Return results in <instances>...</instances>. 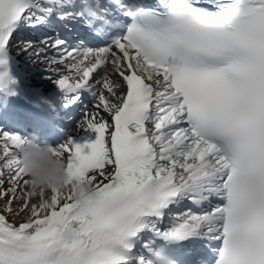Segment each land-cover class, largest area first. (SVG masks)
Wrapping results in <instances>:
<instances>
[{"label": "snow or ice", "instance_id": "1", "mask_svg": "<svg viewBox=\"0 0 264 264\" xmlns=\"http://www.w3.org/2000/svg\"><path fill=\"white\" fill-rule=\"evenodd\" d=\"M56 26L75 46L26 36ZM14 39L67 68L53 111L95 101L94 139L52 145L71 181L33 192L0 130V264H264V0H0L3 97Z\"/></svg>", "mask_w": 264, "mask_h": 264}, {"label": "clouds", "instance_id": "2", "mask_svg": "<svg viewBox=\"0 0 264 264\" xmlns=\"http://www.w3.org/2000/svg\"><path fill=\"white\" fill-rule=\"evenodd\" d=\"M19 151L20 163L24 174L29 177V187L33 192L62 191L68 187L71 177L64 161L54 154L51 144L28 139ZM72 195L74 203L82 211L90 209L97 199L95 190L87 182L76 183Z\"/></svg>", "mask_w": 264, "mask_h": 264}, {"label": "bare ground", "instance_id": "3", "mask_svg": "<svg viewBox=\"0 0 264 264\" xmlns=\"http://www.w3.org/2000/svg\"><path fill=\"white\" fill-rule=\"evenodd\" d=\"M17 46V45H16ZM25 53H23V55H24ZM51 55H54V53L53 54H51ZM50 55V56H51ZM31 56H27L25 59H23V62H24V65H26V66H29V62H28V58H30ZM35 62V63H34ZM44 62H46V64L47 65H50L49 63H48V61L45 59V58H42V57H40L39 59H37L36 57H34V59H33V64H32V66L33 67H35L36 65V67H39L40 65H42ZM51 67H53V68H56V73L58 72V71H60V72H62V74H69L68 73V71H67V68L65 67V65H57V64H51L50 65ZM56 73H54V74H51V76L52 77H55V74ZM72 75H74V73H72ZM113 79H118V77H115V76H113L112 77ZM46 81V79L44 78V79H42V81ZM40 83H42V82H40ZM94 111V108L89 112V114H91L92 112ZM101 116H102V118L103 119H105V120H108V119H110L108 116H107V114H103V113H101ZM82 130V126H80L79 124L76 126V127H74L72 130H71V132L73 131L74 133H76V134H74L75 136L76 135H78V132H80ZM10 187V185L8 184V183H4V185H3V188L4 189H8ZM48 195H50V193H47ZM16 207H19V205H16ZM14 223H17L18 221H13Z\"/></svg>", "mask_w": 264, "mask_h": 264}]
</instances>
